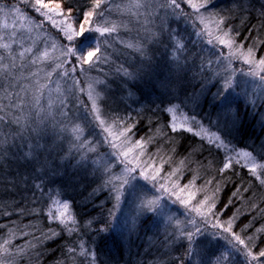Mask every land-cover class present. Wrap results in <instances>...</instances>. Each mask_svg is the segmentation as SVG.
Segmentation results:
<instances>
[{"label": "trees", "instance_id": "1", "mask_svg": "<svg viewBox=\"0 0 264 264\" xmlns=\"http://www.w3.org/2000/svg\"><path fill=\"white\" fill-rule=\"evenodd\" d=\"M201 1L177 0L179 8L159 9L146 18L144 9L137 17L117 10L129 0H104L103 18L94 15L85 29L106 21L107 26L115 22L126 27H118L111 36L86 30L77 37L72 43L88 49L99 44L103 62L84 65L85 71L77 66L71 72L77 61L60 57L61 46L68 42L59 26L53 27L24 0H0L9 14L7 5L32 18L25 22L31 31L23 33L24 47H33L29 58L53 50L55 43L50 56L70 61L57 69V73L69 71V77L53 73L61 92L52 94L56 120L47 124L46 133L37 137L30 131V103L23 111L13 110L29 118L22 120L23 138L17 137L7 152L0 148V264H264L259 258V251H264V82L250 74L264 71L249 68L234 50L244 53L251 48L256 59L264 58V0H211L207 11L197 13L191 5ZM55 2L66 13L71 9L66 23L77 30L93 10L92 0ZM220 18L224 22L217 28ZM54 19L59 25L61 17ZM8 20L16 24L13 18ZM218 38L231 40V48ZM129 43L140 46L144 54L127 47ZM56 62L38 61L31 70L51 71ZM124 69L134 77L124 76ZM60 100L67 105L65 111L71 109V121L57 113ZM93 100L103 125L94 119ZM41 105L47 107L46 99ZM175 115L190 123L173 131ZM76 125L83 128V145L72 132ZM222 133L223 144L216 140ZM128 149L127 157L120 154ZM243 152L251 155L242 160ZM228 160L232 167L221 172ZM253 164L256 175L250 171ZM133 167L137 174L143 173L148 187L168 188L179 196L176 204L196 215L195 226L202 232L193 256L187 254L182 235L185 229L195 230L192 222L170 219L157 206V211L142 212L138 191L114 207L115 193L109 189L129 179L125 169ZM65 203L68 208L63 210ZM229 221L245 245L224 231ZM50 229L57 235L52 236Z\"/></svg>", "mask_w": 264, "mask_h": 264}, {"label": "snow or ice", "instance_id": "2", "mask_svg": "<svg viewBox=\"0 0 264 264\" xmlns=\"http://www.w3.org/2000/svg\"><path fill=\"white\" fill-rule=\"evenodd\" d=\"M24 2L34 9L35 12L40 13L42 17H44L47 21H50L53 27L59 26V30L63 33L64 38L68 42L67 45L61 46L60 57H72L77 61V64L72 65L71 72L77 71V66L81 69V71H85L84 65H89L90 67H94L97 62H103V53L101 51V47L99 44L95 46L89 45L92 50H87L82 47V44H73L72 42L79 36H83L85 31H95L101 37H104L106 34L111 36L113 33L117 32L118 27H126V25L120 23H111V26H107L109 22H105L103 25H97L94 29L89 27L85 29V25H91L92 17L94 15L103 18L104 11L102 3L104 0H92L93 10L87 12L84 16V20L79 24V29L77 30L73 24L66 23L67 19L71 18V9L67 10V13L62 8L61 3L55 2V0H51V2H45V0H24ZM197 13L200 12L201 9L205 11L211 6V0H202L200 4H192L191 5ZM10 12L17 17V23L20 25L17 28V25L14 24L12 26V30H8V24L5 22L2 25V31H0V148H4V151L7 152L12 144L15 142L17 137L23 138V129L24 125L22 124V120H26L29 116H20L16 114L13 110L23 111L29 103L31 104V111L29 113L31 117V124L28 126L30 131L34 133L37 137L43 135L47 132V124L56 120V114L53 113L52 108L55 104V100L53 99V92L60 93L61 87L58 80H53V73H57V69H62L65 63H70L67 59H60V57H51L50 53L47 49H44L39 53V55H34L33 58H29L28 54L33 53V47L28 46L24 47V35L25 31L30 32V27H25V22L31 20L32 18L27 15L25 12L21 10L19 7H12L11 5H7ZM169 7L179 8L180 5L177 0H129V2L123 7L117 5V10L121 12H127L133 17H137L143 13L140 12V9H144V13L147 16L156 15L159 9H166ZM99 10V11H96ZM135 10V11H134ZM0 12H4V7H0ZM55 16L61 17L59 25L57 21L54 19ZM7 18V13H5V19ZM203 22V17L201 18ZM223 18H220L216 22L217 28L223 24ZM42 26V25H37ZM225 36L228 34L225 32ZM220 44H227L229 47L232 46L231 40H224L222 38H218ZM13 45H17L16 48H13ZM53 49L56 48L55 43L51 45ZM127 47H136L137 51H141L143 55V51L140 46H134L129 43ZM183 47V45H181ZM253 50L248 49L247 54L244 57L245 63H250L248 57L252 55ZM55 59V66L51 71H44L43 68H38L36 71H32V66L36 65L39 61L40 63H44L46 61H50ZM258 66H261V71H264V58L259 59ZM178 71L180 68L178 67ZM117 71H120L118 69ZM43 72V77L40 76V73ZM123 74L126 77H134L135 73L129 72L127 69L123 70ZM252 76H259L261 82H264V75H260L257 71H252L250 73ZM58 76L61 77H69V71L65 70L63 72L57 73ZM43 78L46 82L41 83L40 80ZM21 80H27L28 83L22 84ZM75 84H78L79 81H75ZM97 83H103L102 81H97ZM50 85H54V87H50ZM89 88V99H92L93 95V85L90 83L88 85ZM45 90H47L48 95L45 98ZM81 92L84 91L83 88L80 89ZM30 95V100L27 99ZM96 97L100 98V93H96ZM46 99L47 107L41 105V100ZM226 99V97L224 98ZM4 101H8V103H4ZM223 102V100H222ZM256 101H252L255 103ZM171 103V101H169ZM227 107V105H226ZM67 105L63 100H60L59 107L57 108V113L64 117L67 120H72L73 117L69 115L71 109L68 108L66 111ZM92 109L94 110V119L99 121L101 125L105 123L103 119L100 118L99 108L96 104V100L92 102ZM168 112H172L173 108H167ZM228 112H231V109H228ZM194 119V118H193ZM173 131H175V124L172 126ZM225 127H227V114L225 115ZM107 131V129H105ZM125 132H122L121 135H125ZM188 131H192L191 128ZM72 132L75 134V138L77 140H81V145H83L84 140L81 139L83 135V128L80 125H76L72 128ZM221 135L216 136V140L220 141L221 144L224 143V140L221 139ZM7 145V147H4ZM137 146L142 147V145L137 144ZM112 147L115 148L117 145L115 143L112 144ZM94 151V149H92ZM131 149L128 151H122L120 154L124 157H127ZM243 156L248 157L251 155L249 152H243ZM232 167L231 160L223 163V167L220 169L223 172L226 169ZM264 167V165H262ZM135 169L126 168L125 171L127 173H131ZM253 175H256V166L253 164L250 169ZM143 174V173H141ZM259 178V177H258ZM116 179H120L117 177ZM155 179V177H153ZM109 184L112 181H108ZM261 183L264 184V180H261ZM109 191L114 192V199L116 201V205L114 207H119L122 198L125 199L128 195H137V188L135 185H132L130 179L124 178L119 185L113 184ZM238 191V190H237ZM237 195L236 192L233 193V196ZM142 199L140 202V209L142 212H154L157 211V207L159 205V198L148 199L147 193H141ZM206 203V201H205ZM231 203V200L229 201ZM63 207L65 209L68 208V204H64ZM212 207L208 208V213L212 214ZM227 207V205H226ZM195 211L201 215H204L200 211V208H196ZM63 215V214H62ZM111 215V213H110ZM214 215V214H213ZM117 221L118 226V217H114ZM63 223V221H62ZM75 223V221H73ZM195 230L185 229L182 233L183 237L187 241V254L189 257L193 256L199 246L200 241L197 239L198 234L202 232V230L195 226V221H192ZM217 227H223V225H214ZM71 231L72 229H68ZM52 236L57 235L53 230H49ZM104 231V229H101ZM224 231L231 233L232 237L238 244L245 245V240L241 238L240 235L236 234L232 231L231 221L228 222V226L224 227ZM47 238V237H46ZM7 243V241H5ZM7 251V249H4ZM69 252L74 251V249L69 248ZM88 253L82 252L81 255H87ZM249 256H252L253 260L257 259V256L253 255L251 250L248 252ZM259 258H264V251H259Z\"/></svg>", "mask_w": 264, "mask_h": 264}, {"label": "rangeland", "instance_id": "3", "mask_svg": "<svg viewBox=\"0 0 264 264\" xmlns=\"http://www.w3.org/2000/svg\"><path fill=\"white\" fill-rule=\"evenodd\" d=\"M247 1L249 2L250 0H247ZM256 1L259 2L260 0H253V2H256ZM248 2H244V6L246 7V9L248 11H252L251 10L252 9L251 4ZM203 12H205V11H202L201 13H203ZM5 13H7L6 19H5ZM10 18H13L16 25L20 27V25L17 23V17H15L12 13L9 14V11L7 9H4V12H0V31H2V25L5 22L8 24V28H10L13 25V22L11 20H8ZM9 23L12 25L9 26ZM93 42L96 43V40H94ZM229 48H231V47H229ZM86 49L92 50L90 48L89 49L86 48ZM53 50H51V51L53 52ZM234 50L237 51L236 56L240 57L239 61H241L245 57V55L247 54V52H244V53L239 52L240 49L239 50L234 49ZM51 51H48V52L51 53ZM236 56H234V57H236ZM248 59L250 60V63H246L248 65V67L253 69V70L257 69L260 71L261 66H258L259 60L256 59L253 54L250 57H248ZM243 75H245V74H243ZM187 123H190L189 119H186V118L179 116V115L174 116L173 124H175V127H178V128L180 126L186 127ZM241 157L243 160L244 156H241ZM134 163H135V165L137 164V162H134ZM131 169H134V167ZM141 175H142L141 173L137 174L135 171H132L130 173V178H129L131 184L136 186L138 192L147 193L148 199L159 198V205L157 207L160 209V211L162 212L163 215L169 217L170 219L176 220V221H180V220H182V218H185L189 222L194 221L196 215L192 212V210H190L187 207V210H188L187 211L186 209H184L185 205L182 204L183 206H181V205L176 204L175 199H177V197L179 198V196H175L173 193L168 192V188L158 190V189H153L151 187H148L147 183L144 180H142ZM169 195L172 196V198H169ZM61 208L64 210L63 206ZM181 209H184L186 212L184 213Z\"/></svg>", "mask_w": 264, "mask_h": 264}]
</instances>
